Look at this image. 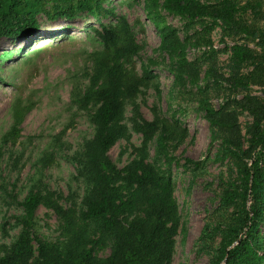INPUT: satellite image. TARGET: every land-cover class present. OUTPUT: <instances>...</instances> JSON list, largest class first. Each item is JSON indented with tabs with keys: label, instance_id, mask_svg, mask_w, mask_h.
Listing matches in <instances>:
<instances>
[{
	"label": "rangeland",
	"instance_id": "rangeland-1",
	"mask_svg": "<svg viewBox=\"0 0 264 264\" xmlns=\"http://www.w3.org/2000/svg\"><path fill=\"white\" fill-rule=\"evenodd\" d=\"M203 1L227 10L229 20L211 27L209 21L188 24L163 12L186 45L191 66L183 69L172 66L158 50L159 38L139 1L106 4L116 17L126 18L139 45L136 72L141 76L146 68L155 77L127 102L121 121L126 133L109 156L119 169L144 159L156 170L171 171L177 231L164 264H224L222 247L233 239L234 248L246 238L245 217L254 207L260 213L252 242L264 251V190L262 197H242L243 165L230 155L236 151L246 163L253 161L245 152L255 121L264 117V0ZM37 19V32L16 40L0 39V173L8 192L12 190L20 201L30 193L51 196L64 210L78 212L96 188L92 175L77 161L93 137L91 115L96 107L81 109L74 100L83 95L91 54L100 49L84 33L95 21L82 25L81 20L74 26L45 16ZM110 20L116 23L104 22ZM237 48H245L252 58L237 60ZM5 52L14 55L2 62ZM15 102L32 110L13 144L4 136L13 125ZM203 102L220 112L216 124L206 118ZM133 105L146 120H163L164 152L157 146V136L143 147L142 136L132 126ZM233 193L235 199L230 201ZM7 195L0 193V263L21 234L16 221L23 215ZM33 229L35 238L49 246L52 259L90 252L92 264H102L115 254L116 233L96 222L85 225L76 220L66 225L44 202L36 211ZM36 256L34 245L32 259L12 264H36Z\"/></svg>",
	"mask_w": 264,
	"mask_h": 264
},
{
	"label": "trees",
	"instance_id": "trees-1",
	"mask_svg": "<svg viewBox=\"0 0 264 264\" xmlns=\"http://www.w3.org/2000/svg\"><path fill=\"white\" fill-rule=\"evenodd\" d=\"M143 7L147 21L153 26L159 38L158 50L179 69L191 64L187 58V48L179 36V31L170 26L163 12L179 17L188 24L209 21L211 27L229 20V12L215 8L203 0H137ZM109 0H0V39L16 40L39 30L37 18L70 23L74 26L83 20L88 25L87 38L100 48L91 54L90 72L86 73L88 85L75 103L81 109L96 107L91 115L93 137L83 147L77 157L82 171L91 174L96 183L90 197H85L84 208L78 212L64 210L51 196L42 198L39 194H28L22 201L18 195L8 192V184L0 173V193L8 194L11 203L22 211L16 224L21 234L12 249L0 264H12L18 260L27 262L33 258L34 245L37 248L36 264H92L90 252L69 259L51 258L49 246L33 235L34 220L38 207L44 202L66 225L76 220L88 225L98 223L108 233H116L112 259L102 264H164L172 237L176 234V205L173 201L171 171H159L144 159L133 160L122 169L117 168L109 156L111 148L124 137L126 128L121 123L127 102L133 101L141 92V87L155 79L144 68L140 76L136 72L134 58L138 56L139 45L124 17H116L112 9L106 7ZM223 5V3H221ZM114 19L105 23L104 20ZM114 24V25H113ZM234 56L239 61H248L252 55L245 48H237ZM19 51L22 52V49ZM14 55L5 52L1 61ZM79 94V93H78ZM78 94H75L78 95ZM206 118L211 124L218 122L219 111L208 103H202ZM30 105L15 102L12 107L13 125L4 139L13 144L21 136V126L31 112ZM264 113V97L263 109ZM133 130L143 139V147L157 136V146L161 152L166 149V127L163 120L155 117L146 120L137 105L132 108ZM248 151L253 161L246 163L236 151L230 155L243 165L246 181L243 198L260 196L264 190V117L256 120L250 132ZM1 155V154H0ZM230 201L235 194H230ZM260 212L252 208L251 216L246 214L244 227L246 238H240L232 248L230 240L222 247L221 262L224 264H264V251L252 242L251 234L256 228L255 219ZM232 248V249H231Z\"/></svg>",
	"mask_w": 264,
	"mask_h": 264
}]
</instances>
